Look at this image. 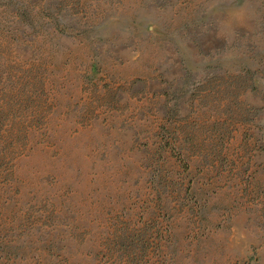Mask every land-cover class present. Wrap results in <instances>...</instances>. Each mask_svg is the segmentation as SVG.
Here are the masks:
<instances>
[{
  "label": "rangeland",
  "instance_id": "374dc122",
  "mask_svg": "<svg viewBox=\"0 0 264 264\" xmlns=\"http://www.w3.org/2000/svg\"><path fill=\"white\" fill-rule=\"evenodd\" d=\"M0 264H264V0H0Z\"/></svg>",
  "mask_w": 264,
  "mask_h": 264
}]
</instances>
